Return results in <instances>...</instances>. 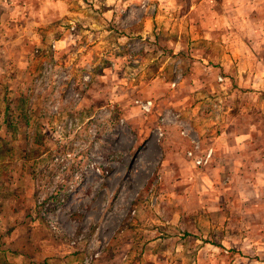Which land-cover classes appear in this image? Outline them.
Here are the masks:
<instances>
[{"label":"rangeland","instance_id":"374dc122","mask_svg":"<svg viewBox=\"0 0 264 264\" xmlns=\"http://www.w3.org/2000/svg\"><path fill=\"white\" fill-rule=\"evenodd\" d=\"M247 4L0 0V89L29 110L12 105L24 132L0 126V262L264 264V186L239 211L199 200L249 190L238 167L208 164L230 88L264 77V0Z\"/></svg>","mask_w":264,"mask_h":264},{"label":"crops","instance_id":"0c3cea01","mask_svg":"<svg viewBox=\"0 0 264 264\" xmlns=\"http://www.w3.org/2000/svg\"><path fill=\"white\" fill-rule=\"evenodd\" d=\"M260 2L261 0H248V4L245 5V7H249V9L258 8ZM239 6H241V4H239ZM246 67V65L239 64L238 69L243 68L242 71H246ZM250 68L251 66L248 68V71H251ZM254 70L255 75L251 78L252 82L248 83L251 90L248 92V94L243 93L241 91V88L236 87V84L232 86V89L230 88V90H232L233 92V97L229 98L233 99L232 109L224 115L222 132L216 140V149H218L219 152L220 163H218L217 156H214V158L210 160V162H208V164H233L234 166L238 167V173L236 174V176L240 178L243 184H247L249 186V190L236 192L233 191L232 193L222 192L221 195L215 199L210 197L205 198L204 196H202V198L199 200L203 201L205 199L206 201H208V206L210 205V208L215 209L219 205L218 202L221 201L223 205L224 201L229 200L234 204L227 206V210L223 207V205L222 209L227 212L229 211V208L235 210L237 209V211H239L241 207V201L253 200L257 196V192L260 190V188L258 189V185L261 186V189L264 186V149L257 151L255 144L258 139L257 137L261 131L260 128L257 129V121L258 118H263L262 115L264 114L262 109V106H264V99L262 100V97H264V94L262 92L264 91V77L262 78L260 76V74L258 73L259 70ZM242 76L246 75L242 74ZM235 83L242 87L240 77L238 78V80L236 79ZM242 94L249 95L250 99L252 98V102L250 104L249 102L244 103L241 99ZM258 96L259 102L257 101ZM247 108H249L251 112L247 113ZM174 126L176 125L173 121L171 122L168 117H163L162 127L165 133L164 137H168L170 139L173 138V136L175 135V130L173 128ZM171 142L172 140L168 141V143ZM165 143L166 142H159L158 150L159 152H161V155H163L164 152L165 157L167 155V152H171L173 154V162L170 161L169 164H181V161H185V164H192L191 159L185 156V152L187 149H181L180 151H178V149L173 150L175 144H172V147L169 146V150H166V148L164 147ZM154 146H151L150 148ZM155 151H157V149ZM256 154L259 155V158H256ZM165 157L162 156L157 164H164ZM246 174L248 175L246 176ZM227 181L230 182V176H227L222 180V182ZM187 197L189 196H186L185 200L187 199ZM195 199L198 200V198ZM253 209L254 207H251L249 210ZM235 216L236 218H238V213H236ZM236 227H239V220H237ZM44 258L45 256L42 259Z\"/></svg>","mask_w":264,"mask_h":264},{"label":"trees","instance_id":"16d2710c","mask_svg":"<svg viewBox=\"0 0 264 264\" xmlns=\"http://www.w3.org/2000/svg\"><path fill=\"white\" fill-rule=\"evenodd\" d=\"M0 81L2 82L3 79L1 80L0 78ZM6 84H4L3 86V89H0V102L3 101L4 104L2 105V110H0V126H4V124L7 126V127H10L11 131L12 130H20L22 132H24L25 130V121H15L12 119V115L14 113L13 110H15L17 107L18 109H20L21 111H26L28 112V106L26 107L25 106V102H26V98H20V100H15V99H12V96L9 95V91L7 90V83L5 81ZM10 90V89H9ZM16 102V108H12V105L13 103ZM25 114V113H24ZM24 120V119H23ZM34 260L33 258L30 259V261ZM0 264H6L5 262H0ZM28 264V263H26ZM30 264V263H29ZM32 264V263H31ZM33 264H54L53 263V258L51 257H47V258H44L43 260L37 262L35 261V263Z\"/></svg>","mask_w":264,"mask_h":264},{"label":"built area","instance_id":"2783aa9c","mask_svg":"<svg viewBox=\"0 0 264 264\" xmlns=\"http://www.w3.org/2000/svg\"><path fill=\"white\" fill-rule=\"evenodd\" d=\"M209 156H210V151H208L206 154V157H209ZM196 163L197 164L201 163V159L196 160Z\"/></svg>","mask_w":264,"mask_h":264}]
</instances>
